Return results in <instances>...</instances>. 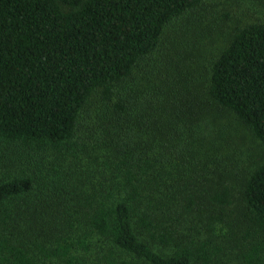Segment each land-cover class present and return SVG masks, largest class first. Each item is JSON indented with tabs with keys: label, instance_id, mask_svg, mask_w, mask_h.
Masks as SVG:
<instances>
[{
	"label": "trees",
	"instance_id": "obj_1",
	"mask_svg": "<svg viewBox=\"0 0 264 264\" xmlns=\"http://www.w3.org/2000/svg\"><path fill=\"white\" fill-rule=\"evenodd\" d=\"M206 1L0 0V264H264V21L204 61Z\"/></svg>",
	"mask_w": 264,
	"mask_h": 264
},
{
	"label": "rangeland",
	"instance_id": "obj_2",
	"mask_svg": "<svg viewBox=\"0 0 264 264\" xmlns=\"http://www.w3.org/2000/svg\"><path fill=\"white\" fill-rule=\"evenodd\" d=\"M189 15L190 17L180 19L184 29H179L175 38L181 40L180 45L182 49L186 47V53L193 56L202 55V59L207 61L213 58L219 46L224 44V38L228 34L223 35L233 27L249 21H264V5L262 0H207L200 9L189 12ZM194 23L204 24L207 28L217 26L221 34L217 36L206 34L204 39L199 40L195 35L199 28L193 29L194 34L189 32V28ZM236 141L249 152L261 150L259 143L255 142L250 135L238 136Z\"/></svg>",
	"mask_w": 264,
	"mask_h": 264
}]
</instances>
